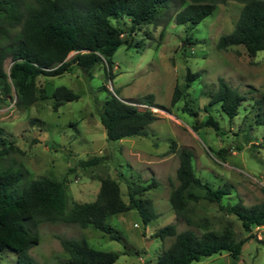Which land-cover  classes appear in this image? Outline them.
I'll use <instances>...</instances> for the list:
<instances>
[{"label":"rangeland","instance_id":"obj_1","mask_svg":"<svg viewBox=\"0 0 264 264\" xmlns=\"http://www.w3.org/2000/svg\"><path fill=\"white\" fill-rule=\"evenodd\" d=\"M182 1L173 2L170 15L175 16L182 9ZM243 7L236 0L220 3L194 27L177 24L174 19L160 25H144L133 36L144 43L143 47L123 44L115 52L113 80L106 77V63L96 68L92 79L78 68L60 76L40 75L37 85L47 97L40 96L30 107L18 106L14 93L3 96L0 91V127L19 149L5 160V165L23 166L31 179L65 181L68 207L75 202L96 200L106 177L119 181L125 201L129 200L127 180L143 185L156 182L145 196L153 201L158 218L145 225L139 213L130 210L107 220L122 231L128 246L93 227L43 222L36 228L40 243L29 250L36 264H65L69 256L59 237H85L96 249L118 252L115 264H155L162 250L175 240V236H156L160 228L170 223L176 224L177 232L221 231L228 226L237 240L252 235L255 238L243 244L238 264H264V224L253 225L247 231L237 216L227 213L218 203L204 200L192 202L185 215H178L170 201L179 184L178 151L187 147L193 152L197 176L214 187L232 185V192L223 198L224 205L241 200L251 207L264 202V103L258 102L264 92V50L250 55L243 45L218 47L220 36L234 30ZM188 34L193 43L185 41ZM10 65L8 59L7 70ZM187 69L199 75L184 97L173 104L174 89L185 85ZM220 78L246 96L233 119L216 105L210 106ZM60 85L71 88L79 98L55 110L49 96ZM104 85L139 109L147 107L141 103L144 97L154 95L151 109L156 119L147 127V135L108 140L99 115L102 101L108 96L101 89ZM186 103L193 112L186 110ZM259 112L263 124L259 123ZM210 114L219 121L221 132L203 125ZM93 156H103L105 160L91 166L81 164ZM19 186L22 188L23 183ZM231 262L229 253L223 252L190 264ZM16 263L14 252H0V264Z\"/></svg>","mask_w":264,"mask_h":264},{"label":"trees","instance_id":"obj_2","mask_svg":"<svg viewBox=\"0 0 264 264\" xmlns=\"http://www.w3.org/2000/svg\"><path fill=\"white\" fill-rule=\"evenodd\" d=\"M175 0H0V91L3 96L14 93L18 106L30 107L39 98L47 97L39 89L37 78L60 76L80 69L88 79L94 77L96 68L106 63L108 80H113V56L123 44L143 47L144 43L133 37L144 25L169 23L198 25L210 16L218 4L230 0H183L182 9L175 16L170 10ZM244 4L234 30L223 34L218 40L220 49L243 45L250 55L264 50V0H236ZM186 42L193 43L191 35ZM136 44V45H135ZM75 53L68 58L71 53ZM11 65L7 70L6 62ZM199 74L187 69L185 85H177L172 103H177ZM108 96L100 108L101 122L110 141L125 137L147 135V127L155 121L151 109L155 105L154 95L143 98L147 107L124 101L117 91L112 92L104 85ZM57 110L66 102L79 98L71 88L60 85L49 96ZM246 96L220 78L219 87L212 93L210 106H217L230 119L238 115ZM264 103V92L258 100ZM186 110L191 111L187 106ZM261 110V105L259 106ZM194 114V113H192ZM259 123L262 114L258 113ZM34 121L39 122L38 119ZM203 125L221 132L216 117L210 114ZM175 148L172 147V149ZM18 147L11 143L0 127V252L11 251L17 255L16 264H36L29 250L40 243L36 228L40 223L77 224L83 228L93 227L106 234L109 239L127 244V239L108 219L116 214L136 210L147 225L159 217L151 198L145 193L154 184L143 185L127 180L128 201H125L119 181L106 177L101 181L98 197L90 202H75L68 207L65 181L49 177L29 178V171L14 163L5 165V160ZM180 164L177 170L178 186L172 191L171 204L178 215H185L190 204L201 200L218 203L229 214L241 220L247 231L252 226L264 224V202L251 207L241 200L224 205L223 198L232 192L231 184L214 187L196 175L193 152L182 147L178 151ZM105 160L93 156L81 161L91 166ZM123 176V174H120ZM20 183H23L21 188ZM21 188V190H20ZM19 189V190H18ZM156 236L165 239L175 236L174 242L159 254L155 264H190L203 257L228 252L231 264H238L245 241L237 240L234 231L226 226L221 231L207 230L198 233L187 229L177 232L175 223L158 230ZM68 254L65 264H115L119 253L96 249L85 237H59ZM261 241V240H259ZM264 244V241H261ZM126 252V251H125Z\"/></svg>","mask_w":264,"mask_h":264}]
</instances>
